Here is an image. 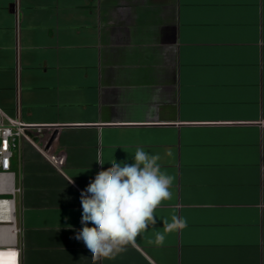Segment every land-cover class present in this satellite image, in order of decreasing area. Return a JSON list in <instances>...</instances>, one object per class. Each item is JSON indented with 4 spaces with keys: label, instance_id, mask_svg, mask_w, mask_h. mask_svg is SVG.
I'll return each mask as SVG.
<instances>
[{
    "label": "crops",
    "instance_id": "1",
    "mask_svg": "<svg viewBox=\"0 0 264 264\" xmlns=\"http://www.w3.org/2000/svg\"><path fill=\"white\" fill-rule=\"evenodd\" d=\"M8 120L28 137L10 159L20 193L0 194L18 264H92L80 192L137 147L160 155L173 198L98 264H264V0H0ZM173 214L187 227L147 244Z\"/></svg>",
    "mask_w": 264,
    "mask_h": 264
},
{
    "label": "clouds",
    "instance_id": "2",
    "mask_svg": "<svg viewBox=\"0 0 264 264\" xmlns=\"http://www.w3.org/2000/svg\"><path fill=\"white\" fill-rule=\"evenodd\" d=\"M132 157V164L111 158V167L98 171L80 192L82 228L74 230V238L90 250L92 264L114 260L126 252L137 236L156 223L155 210L162 201L173 198L170 189L174 177L161 170L160 155L137 147ZM95 162L105 164L102 154ZM72 182L71 178L69 183ZM89 222L94 226H88ZM186 227V219L173 214L170 221L163 218V231H156L154 239L146 242L161 247L167 234Z\"/></svg>",
    "mask_w": 264,
    "mask_h": 264
},
{
    "label": "built area",
    "instance_id": "3",
    "mask_svg": "<svg viewBox=\"0 0 264 264\" xmlns=\"http://www.w3.org/2000/svg\"><path fill=\"white\" fill-rule=\"evenodd\" d=\"M26 128L27 127L23 124L12 120H8L7 124H0V175L6 176L8 179H13L14 175L9 170L10 159L12 157V149L16 147V142L19 138L28 139V137L26 136ZM16 193H20V190L13 187V194L10 196L14 197ZM19 232L20 230H17L15 235H17ZM16 252L18 258L19 252L18 250Z\"/></svg>",
    "mask_w": 264,
    "mask_h": 264
},
{
    "label": "bare ground",
    "instance_id": "4",
    "mask_svg": "<svg viewBox=\"0 0 264 264\" xmlns=\"http://www.w3.org/2000/svg\"><path fill=\"white\" fill-rule=\"evenodd\" d=\"M0 194H8V195H12L13 194V185H12V179H8L6 176H2L0 175ZM5 181V182H4ZM11 183V188L9 186V184ZM2 186V187H1ZM9 189L10 193H7L4 189ZM7 201H11L12 200H8ZM13 205V202H12ZM2 222V220H0ZM8 222H11V226L8 227H1L0 228V246H6V245H11L14 240V226H13V218L9 219ZM3 224H0V226H2Z\"/></svg>",
    "mask_w": 264,
    "mask_h": 264
},
{
    "label": "rangeland",
    "instance_id": "5",
    "mask_svg": "<svg viewBox=\"0 0 264 264\" xmlns=\"http://www.w3.org/2000/svg\"><path fill=\"white\" fill-rule=\"evenodd\" d=\"M16 218H17V225H15V227H16V231H17V230H19L18 229V226H19V203H18V200H17V214H16ZM17 250H18V244L17 243L12 248H0V264H9L8 261H5L3 259L4 256L5 257H9L10 259H11V257L14 256L16 261H17V259H18L17 258V252H16Z\"/></svg>",
    "mask_w": 264,
    "mask_h": 264
},
{
    "label": "water",
    "instance_id": "6",
    "mask_svg": "<svg viewBox=\"0 0 264 264\" xmlns=\"http://www.w3.org/2000/svg\"><path fill=\"white\" fill-rule=\"evenodd\" d=\"M55 133H53L51 140L49 141V143L54 139Z\"/></svg>",
    "mask_w": 264,
    "mask_h": 264
}]
</instances>
